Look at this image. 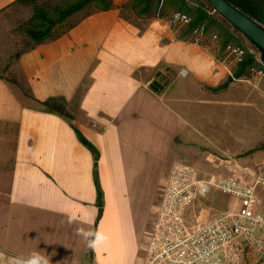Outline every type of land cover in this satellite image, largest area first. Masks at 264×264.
Wrapping results in <instances>:
<instances>
[{"label": "crops", "instance_id": "crops-1", "mask_svg": "<svg viewBox=\"0 0 264 264\" xmlns=\"http://www.w3.org/2000/svg\"><path fill=\"white\" fill-rule=\"evenodd\" d=\"M15 1L0 0V15ZM130 1L81 12L60 38L19 53L13 83L0 79V264L33 253L48 264H142L175 161L203 179L263 164L199 137L222 124L245 130V100L264 116V78L237 82L215 32L183 39L175 12L138 17L123 8ZM50 98H64L74 119L38 103ZM203 202L187 212L191 229L208 222L189 219ZM227 205L221 215L241 209ZM240 257L235 264H264L248 248Z\"/></svg>", "mask_w": 264, "mask_h": 264}, {"label": "built area", "instance_id": "built-area-1", "mask_svg": "<svg viewBox=\"0 0 264 264\" xmlns=\"http://www.w3.org/2000/svg\"><path fill=\"white\" fill-rule=\"evenodd\" d=\"M172 20L181 25L192 22V18L182 12H175ZM204 33L203 25L194 31L196 38ZM226 55L236 64H242L247 50L230 44ZM247 74L236 81L264 78V66H251ZM235 172L232 177L203 179L193 164L175 161L162 199L155 207L153 234L142 264H235L245 248L256 256L262 255L264 216L257 207L258 191L264 188V166L257 171L239 165ZM213 191L240 201L241 209L191 229L186 220L187 212Z\"/></svg>", "mask_w": 264, "mask_h": 264}, {"label": "trees", "instance_id": "trees-1", "mask_svg": "<svg viewBox=\"0 0 264 264\" xmlns=\"http://www.w3.org/2000/svg\"><path fill=\"white\" fill-rule=\"evenodd\" d=\"M236 8L243 11L253 20L264 26V0H229ZM94 6L91 12H103L114 9L116 6L114 0H16L9 8L17 7L28 9L31 15L19 27L32 42L26 49H30L33 44L44 43L49 40H56L62 35L73 29L78 21H72L75 16ZM124 9L132 10L138 17L150 18L160 12L163 14L166 10L172 12H182L192 18V22L186 24L181 29V38L190 40L195 37L194 31L197 27L203 25L206 32H215L219 39L220 51L226 54V49L230 44L242 46L247 50L246 60L238 64L235 69L236 78L247 76L248 68L251 66L263 67L264 64L259 58L260 53L253 47L241 33H235L232 25L220 16L208 3L207 0H131ZM6 10L2 12L5 13ZM1 12V13H2ZM2 15V14H1ZM20 56L16 54V59ZM0 79L13 83L14 79L0 73ZM226 85L216 89H224ZM44 109L50 113L60 115L61 117L72 121L73 114L70 111L69 104L64 98H50L45 102H38ZM81 142L87 146L93 153L95 160L98 161L99 155L95 148L79 134ZM99 200L102 198L100 184Z\"/></svg>", "mask_w": 264, "mask_h": 264}, {"label": "rangeland", "instance_id": "rangeland-1", "mask_svg": "<svg viewBox=\"0 0 264 264\" xmlns=\"http://www.w3.org/2000/svg\"><path fill=\"white\" fill-rule=\"evenodd\" d=\"M52 2L56 3L57 0H52ZM91 9H94V6L86 11ZM30 15V10L17 7L8 9L7 13L0 15V73L3 72L5 76L10 78H14L10 73V68L16 61V54L21 53L31 43V40L19 30V27L24 24ZM77 16L72 21H77ZM250 103L251 99L245 100V130L238 126L229 127L222 124L218 133L211 132L207 136L202 135L199 140L208 147L216 145L219 149L221 148L228 153L245 148L244 155H242L246 159L258 155L257 158L263 163L260 165L262 167L264 166V116L257 112L253 114L256 108ZM230 201L235 202V199L213 191L204 199L201 205H197L191 211L189 216L191 225H195L198 220L203 223L218 218L226 206L228 207L227 204ZM233 210L235 209L233 208Z\"/></svg>", "mask_w": 264, "mask_h": 264}, {"label": "water", "instance_id": "water-1", "mask_svg": "<svg viewBox=\"0 0 264 264\" xmlns=\"http://www.w3.org/2000/svg\"><path fill=\"white\" fill-rule=\"evenodd\" d=\"M211 7L233 27L235 33H241L260 53L264 64V26L236 8L229 0H207ZM156 88V86H153Z\"/></svg>", "mask_w": 264, "mask_h": 264}, {"label": "clouds", "instance_id": "clouds-1", "mask_svg": "<svg viewBox=\"0 0 264 264\" xmlns=\"http://www.w3.org/2000/svg\"><path fill=\"white\" fill-rule=\"evenodd\" d=\"M87 236V234H85ZM90 246H95V241H89ZM21 264H48L47 259L41 257L38 253H33L29 258L21 261Z\"/></svg>", "mask_w": 264, "mask_h": 264}]
</instances>
